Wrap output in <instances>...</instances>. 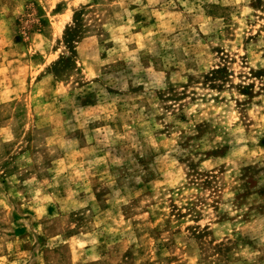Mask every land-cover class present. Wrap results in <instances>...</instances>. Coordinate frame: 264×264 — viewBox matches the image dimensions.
<instances>
[{"label":"rangeland","instance_id":"374dc122","mask_svg":"<svg viewBox=\"0 0 264 264\" xmlns=\"http://www.w3.org/2000/svg\"><path fill=\"white\" fill-rule=\"evenodd\" d=\"M0 264H264V0H0Z\"/></svg>","mask_w":264,"mask_h":264}]
</instances>
